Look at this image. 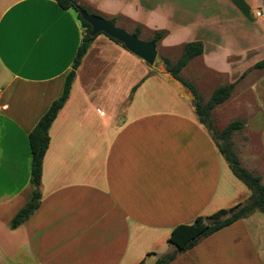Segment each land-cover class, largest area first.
<instances>
[{
    "label": "crops",
    "instance_id": "0c3cea01",
    "mask_svg": "<svg viewBox=\"0 0 264 264\" xmlns=\"http://www.w3.org/2000/svg\"><path fill=\"white\" fill-rule=\"evenodd\" d=\"M79 2L128 32L127 24L166 31L156 49L202 42V68L216 76L226 74L214 62L219 48L229 62L228 50L249 56L264 38L257 29L264 18L255 15L264 16L263 0ZM82 34L76 11L55 0H0V264H153L172 249L167 238L176 225L251 194L199 122L190 90L101 33L49 128L39 206L11 228L33 191L28 134L61 95ZM246 90L264 94V79L250 78ZM241 118L233 150L264 184V107ZM169 264H264V213L219 229Z\"/></svg>",
    "mask_w": 264,
    "mask_h": 264
},
{
    "label": "trees",
    "instance_id": "16d2710c",
    "mask_svg": "<svg viewBox=\"0 0 264 264\" xmlns=\"http://www.w3.org/2000/svg\"><path fill=\"white\" fill-rule=\"evenodd\" d=\"M55 1L61 8L65 10L73 9L76 11L77 18L79 19L81 27L83 28V34L76 55L73 59L71 70L65 77L61 95L51 103L47 111L39 118L36 125L28 134V141L31 149V182L33 184V191L30 200L11 220V228L17 227L20 223L26 220L39 206L41 197L39 185L42 175L43 157L49 144V128L58 111L68 98L71 84L75 76V70L79 66L82 57L85 55L94 38L101 34H91L90 24L81 18L77 8L81 7L89 13H94L105 17L100 12L92 9L89 5L82 4L79 2V0ZM110 20L115 22V18H111ZM140 30V27H135L132 33L138 36ZM165 35L166 31L164 30L155 31L150 40L157 44ZM110 39L120 43L124 47V45L118 40L113 38ZM202 52V42L189 41L183 45L182 53L175 62H172L168 57H162V61L165 70L190 90L193 97L192 103L199 122L203 124L211 134L220 153L228 163L233 175L251 191V194L247 201L239 203L231 208H222L208 216H198L191 223L176 225L171 230V233L167 238V244L174 248L173 251L158 258L153 264H169L179 254L191 249L201 239L210 236L219 229L232 224L236 220L243 218L254 211H260L264 213V184L261 181V176L249 171L241 165L236 152L233 150L232 142L230 140V135L234 131L243 128V120H232L221 131H218L215 128L214 120L211 116V112L216 106L229 99L236 82L216 87L212 91L208 100L204 101L196 86L192 82L183 79L179 74L183 67H185L191 59L199 56ZM253 67L258 69L264 68V59L257 61ZM244 74L245 72L242 74V76H244ZM218 139H220L221 142H219Z\"/></svg>",
    "mask_w": 264,
    "mask_h": 264
},
{
    "label": "rangeland",
    "instance_id": "374dc122",
    "mask_svg": "<svg viewBox=\"0 0 264 264\" xmlns=\"http://www.w3.org/2000/svg\"><path fill=\"white\" fill-rule=\"evenodd\" d=\"M258 7L260 10L263 11V15H264V0L261 5H258ZM262 18H264V16L263 17L259 16V19ZM262 22L264 23V21ZM127 28L131 30L130 32L134 31V25L132 24H127ZM257 29L264 33V28H261L260 24L257 25ZM152 35L153 33L147 30H143L141 28V32L139 33L138 36L144 39H150ZM186 38L194 40V33L191 35H187ZM250 38L252 42L253 38L252 37ZM261 39L256 41V45L254 47L255 54H250L249 56H245L246 54H248L247 50L241 52H235V51L233 52L231 50H228L229 60H231L229 62H227L225 58V49L219 48L214 53V56L213 55L212 56L213 58L215 57L214 62L218 66L226 69V74L224 76H216L211 70L202 68L203 64L201 62V56H198V58L194 59L191 63H189L186 72L182 70L181 74L183 75V77L190 78L189 80H191V82L196 86L197 90L200 92L201 96L203 97V100L207 101L208 98L211 96L212 91L216 87L227 84V82L231 81V79L234 76H236L241 70H243L245 66H248L251 62H253L255 59H258L261 56L264 57V52L261 51L260 53L259 51L261 47H264V41H263L264 38L262 40ZM182 50H183L182 46L179 49H173L169 51H165L162 48H158L156 59L154 63L149 67L153 69V72L164 70L162 57H168L170 58V60L176 61V59H178L179 56L181 55ZM244 70H246L247 72L243 78H240L237 81L235 87L233 88L234 94L232 91V94L228 100H226L222 105L216 106L213 109L214 125L218 131H221L232 120H235L236 118L240 120H244L241 118L242 116H248L253 111L255 112L259 111V107L262 108L264 107V94L262 92H260L259 95L255 91L246 90V88L249 86L250 78H252V80L254 79L255 82L264 79V68L255 69L251 67V68H245ZM188 74H190L191 76ZM261 85L262 84H257L258 90L260 89L259 86ZM260 117L261 116H259V118ZM241 133H242L241 129L234 131L230 135V138L233 134H236L235 141L239 142L241 140L239 137ZM218 141L221 142L220 139H218ZM253 144L255 150L260 149V142H258L257 139L253 140ZM171 248L172 249L169 251V253L172 252L174 249L172 246Z\"/></svg>",
    "mask_w": 264,
    "mask_h": 264
},
{
    "label": "water",
    "instance_id": "95a60500",
    "mask_svg": "<svg viewBox=\"0 0 264 264\" xmlns=\"http://www.w3.org/2000/svg\"><path fill=\"white\" fill-rule=\"evenodd\" d=\"M81 18L90 24L91 34H105L121 42L131 53L141 58L147 65H152L157 56L156 43L143 40L134 33L117 26L113 21L100 15L89 13L83 8H77Z\"/></svg>",
    "mask_w": 264,
    "mask_h": 264
},
{
    "label": "built area",
    "instance_id": "2783aa9c",
    "mask_svg": "<svg viewBox=\"0 0 264 264\" xmlns=\"http://www.w3.org/2000/svg\"><path fill=\"white\" fill-rule=\"evenodd\" d=\"M255 15H256L257 17H259V16H261V12H260L259 10H257L256 13H255Z\"/></svg>",
    "mask_w": 264,
    "mask_h": 264
}]
</instances>
